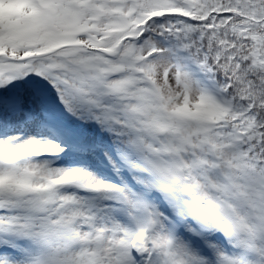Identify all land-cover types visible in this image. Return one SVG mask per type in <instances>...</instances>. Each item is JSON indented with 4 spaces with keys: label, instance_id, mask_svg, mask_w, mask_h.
Here are the masks:
<instances>
[{
    "label": "snow or ice",
    "instance_id": "snow-or-ice-1",
    "mask_svg": "<svg viewBox=\"0 0 264 264\" xmlns=\"http://www.w3.org/2000/svg\"><path fill=\"white\" fill-rule=\"evenodd\" d=\"M0 264H264V0H0Z\"/></svg>",
    "mask_w": 264,
    "mask_h": 264
}]
</instances>
